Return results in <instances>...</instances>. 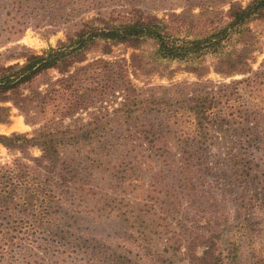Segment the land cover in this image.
<instances>
[{
	"label": "trees",
	"instance_id": "obj_1",
	"mask_svg": "<svg viewBox=\"0 0 264 264\" xmlns=\"http://www.w3.org/2000/svg\"><path fill=\"white\" fill-rule=\"evenodd\" d=\"M85 1L11 0L16 23L0 28V45H5L20 39L38 21L37 15H46V11L63 13L66 20L62 29L65 38L56 47L42 53L27 48L0 53V125L11 123L14 107L23 110L20 99L24 90L41 95L44 85L48 88L41 105L46 109L56 101L54 108L62 118L101 102L109 96L110 86H103L92 75L111 63L100 58L80 66L75 73L72 70L86 63L95 50L103 55H110L118 45L134 50L129 63L119 68L123 102L112 115H95L90 123L78 127L43 126L32 133L0 134L2 146L21 153L11 163L0 162V264H239L241 247L236 230L239 234L250 227L240 211L245 210L248 199H255L264 209V72L252 67L262 46L247 26L264 19V0H249L246 5L238 0L228 2L229 27L241 28V47L217 59L213 70L225 78H244L218 90L197 91L176 100L142 96V88L134 80L153 75L157 65L136 51L153 40L162 58L184 59L221 45L229 28L208 38L177 43L164 19L153 15H141L121 26H97L84 6L80 7ZM189 71L200 75L208 68ZM54 73L60 77L52 82ZM78 74L87 80H79ZM151 115L160 122H151ZM218 122L236 126L241 132L244 145H248L240 153L242 168L248 165L252 169L246 174L247 181L257 183L261 190L249 198L239 196L232 222L217 203L214 212H206L204 200L211 194L200 190L190 175L194 160L206 166V171L213 170L203 151L213 145V129ZM186 125L188 131L183 130ZM121 128H128V137L151 149L148 154L141 152L145 160L137 158L133 168L118 150L127 140ZM172 146L178 147L181 167L188 175L182 178V189L176 196L184 219L170 236L158 230L159 224H147L128 212L120 215L121 230L103 229L116 210L110 201L106 210L85 212L81 208H88L96 197L82 165L88 163L104 172L112 164L119 188L126 194L139 193L145 183L134 167L153 162L156 154L167 160L169 152L164 149ZM35 148L41 157L32 163L26 156ZM81 201L88 204L81 205ZM99 220L105 224L96 223Z\"/></svg>",
	"mask_w": 264,
	"mask_h": 264
},
{
	"label": "rangeland",
	"instance_id": "obj_2",
	"mask_svg": "<svg viewBox=\"0 0 264 264\" xmlns=\"http://www.w3.org/2000/svg\"><path fill=\"white\" fill-rule=\"evenodd\" d=\"M230 1L86 0L80 7L84 6L85 11L89 14V19H95V25L100 27L105 24L121 26L133 22L141 15L156 16L159 19H164L165 24L169 26L168 31L173 34L172 39L177 40V43L208 38L220 30L229 28L228 36L224 38L221 45L207 47L184 59L162 58L158 53L157 43L153 40L147 41L139 51H136L157 65L153 75L142 76L138 80H134L142 88V96L153 95L157 99L176 100L197 91L211 90L212 88L218 90L226 84L244 78L240 75L225 78L213 70V63L217 59L227 56L241 47V28L238 26L229 27L231 20L228 18L230 8L228 2ZM238 1H242L244 5L249 2V0ZM76 3H78L77 0ZM11 5V0H0V28L5 24L16 23V20L13 19L16 12L12 10ZM203 5H205V11L202 15L201 6ZM45 13L46 15L43 16L37 15L38 21L34 23V27L30 26L20 39L0 45V53L20 52L25 48L42 53L50 47H56L59 40L65 38L62 29L66 20L63 18V13L56 14L52 11ZM189 16L193 17L190 19ZM247 26L252 29L262 46L261 52L255 54L252 67L257 72H264V19L251 21ZM133 52L134 50L125 45L115 46L110 55H103L100 51L95 50L89 54L86 63L77 66L76 70H72V73H75L80 66H85L100 58L111 63L109 67L97 69L96 75H92L94 76L92 78L102 81L103 86H110L109 96L101 102L81 110L74 116L62 118L54 108L56 101H52L46 109L41 105L42 94L46 92L48 86L44 85L40 88L41 95L31 94L28 90H24L23 99H20L23 110H19L17 107L13 108L11 123L0 125V134L32 133L43 126L78 127L90 123L95 115H112L123 102L118 71L120 66L129 63ZM204 67L208 68V72L201 71L200 75L189 71V69ZM89 72L93 73V71ZM53 76L52 82L60 77L58 73H54ZM77 77L79 80H87L81 74H78ZM62 102L66 103L65 100ZM149 120L155 124L160 122L157 116L152 115L149 116ZM218 123L213 129V145L206 146L203 151L213 170L206 171V166L194 160L190 175L200 190L211 194L204 200L206 212H214L217 209L214 207L217 203L232 222L236 217V202L239 196L244 195L249 198L250 194H257L261 190L257 183L250 184L247 181L249 177L246 174L251 173L252 169L248 165L245 169L242 168L243 157L240 153L247 149L248 145H244V137L241 132L231 124ZM188 129V125L183 128L184 131H188ZM121 132L127 140L118 150L127 157L126 164L133 168L137 158L144 162V155L141 152L148 151L146 153L148 154L151 149L141 146L137 139L128 137L131 134L128 128H121ZM250 151L255 152V150ZM164 152H169L167 160H163L156 154L153 162L142 164L141 167L140 165L134 167L136 174L143 177L145 183L144 189L139 193L134 191L126 194L127 192H123V189L119 188V182L113 176L112 164L109 165V171L104 172H101L100 168L91 167L88 163L82 165L83 174L90 176L88 180L94 188L96 197L90 200L88 208H81L85 212L106 210L107 203L110 201L111 207L116 210L112 213L109 212L111 217L108 222L110 224L104 226L103 229L121 230L120 215L128 212L129 216L133 217L135 214V216H139L140 220L145 219L147 224L150 222L159 224L158 230H163L167 236H170L173 230L179 226L180 220L182 222L184 219L182 210L177 203V197L182 189V178L188 174L181 167L178 147L165 148ZM18 156H21V153H12L0 144V162L11 163ZM26 157L32 163H37L38 159L40 160L41 151L37 148L32 149ZM107 196L110 197V200L106 199ZM99 198H101L100 201ZM101 202H105V204ZM86 204L85 201H81V205ZM244 204L246 208L240 211V215L250 223V227L242 229L239 234V231L236 230L241 247L238 261L239 264H264V209L255 199H248ZM97 214L105 215L104 212ZM118 220L121 223L116 224ZM96 223L105 224L101 220ZM236 229L238 228L236 227ZM181 264L187 263L183 261Z\"/></svg>",
	"mask_w": 264,
	"mask_h": 264
}]
</instances>
